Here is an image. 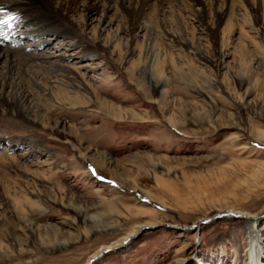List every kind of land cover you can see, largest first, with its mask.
I'll list each match as a JSON object with an SVG mask.
<instances>
[{
    "label": "rangeland",
    "instance_id": "374dc122",
    "mask_svg": "<svg viewBox=\"0 0 264 264\" xmlns=\"http://www.w3.org/2000/svg\"><path fill=\"white\" fill-rule=\"evenodd\" d=\"M200 1L79 0L72 19L86 16L84 40L105 47L82 58L71 56L78 37L16 25L12 49L78 67L129 114L56 103L46 113L59 78L38 60L21 70L0 58L4 93L21 97L30 117L0 112V264H86L142 226L202 218L213 221L144 232L93 264H251L249 224L219 215L227 210L261 216L264 256V0ZM72 125L88 160L52 129ZM98 151L114 178L91 163Z\"/></svg>",
    "mask_w": 264,
    "mask_h": 264
},
{
    "label": "bare ground",
    "instance_id": "6f19581e",
    "mask_svg": "<svg viewBox=\"0 0 264 264\" xmlns=\"http://www.w3.org/2000/svg\"><path fill=\"white\" fill-rule=\"evenodd\" d=\"M78 2L79 0H0V9L3 10L2 12H0L2 13V16H0V18H3L5 15H14L18 17V19L12 21L11 27H8L5 25V27H7L6 31L8 30H12L13 32L17 31L16 33H14L13 37L12 35L9 36L6 32L0 35V58L5 57V56L9 57L11 62H15V64H20L21 70L24 69L22 67L24 66L25 62H31V61L33 62V61L38 60L39 62H41L40 65L42 67V70L46 74H48V76H55L59 78V82H57L59 83L57 86L59 91L49 96L50 97L49 99L53 101V104H51L49 107H46L45 109L46 113H50L51 108H55L54 107L55 103L62 107L69 106L71 108H74L77 105L84 106V105L93 104V105H98V107L101 110L106 111L105 112L106 114L108 113L112 117L118 118L120 121V119H125L126 115H128L129 113L128 114L125 113L121 105L120 107H118L116 106V104L111 103L108 100V98L102 97L100 93L105 94V92L108 93L109 90L107 91L103 87L97 88L96 86H94L93 85L94 83L93 84L90 83L85 74L77 71L78 67H73L69 65L67 66L65 64H59L56 61L52 62L48 59L47 56L44 55L43 57V54L41 55L35 54L34 52L28 53L25 50V52L28 53L26 54L25 52L24 53L22 52V49L19 51L12 49L16 47V45H14L15 42L13 38L17 37L18 36L17 34L20 31V28H17V26L18 27L24 26L25 28L30 27V26L31 27L36 26L37 28L33 30L32 32L35 33V35L37 33L38 36L40 35V33L43 34L45 32L50 31L53 34L64 35V37L66 35L68 36L74 35L78 37L77 40L76 39L75 40H76V43L78 44L77 46H79L78 47L79 50H75L76 47H74L73 45H70V50L72 51L71 56H79L80 58H82L90 54L92 50H97V52L98 51L103 52L105 50L104 49L105 47L104 45H102L101 41L98 44L91 45L90 43H87L86 40H84V37L86 36V31L83 30V27L87 26L88 24L87 20L89 19L86 18V16L82 15V13H81V18H82L81 22L76 23L72 19V15L74 13H78L80 10V6ZM194 2H197L196 4H202L200 0H194ZM83 7H84L83 8L84 10L93 12L94 10H96L97 4H90L88 2H85ZM198 10L201 11V14L204 15L205 11L203 9H198ZM13 32H11L10 34H12ZM20 36L23 37L24 34L23 35L20 34ZM9 37L10 38L12 37L11 43L9 42L8 44L10 46H8V48H5L3 46L4 45L3 43L4 41L7 43ZM97 38L100 40V37H97ZM1 41L3 43H1ZM10 53L14 54L13 57ZM16 53L18 55H16ZM15 64L14 66H16ZM8 66H9V70L12 71L11 65H8ZM145 66L146 67L144 68V72L146 73L148 72L149 66L148 64H145ZM19 73H21L22 75V72H19ZM9 80L10 78L7 74L2 75L0 78V112L1 114L9 115L12 117L13 116L17 117L21 115L25 118L27 117L30 118L29 116L26 115V113L28 112L27 111L25 112L23 111V109H21V104H22L21 97H18L16 94L7 95L4 93V87L6 86L4 84L6 83V81L8 82ZM37 82L39 83V81ZM70 92H75V95L71 97L69 95ZM171 122L173 123V126H177V122L174 120V118L173 119L171 118ZM52 129L55 134L60 133L65 137L66 143L71 144L73 150L77 151V155L79 158H81L82 160L89 159L88 157V154L90 151L89 148L88 147L83 148L81 145L78 146L74 144V140L76 141L79 139L81 141L80 139L81 134L77 126L75 127L74 125L73 130L70 131V133H65L56 128L55 129L52 128ZM91 161H92L91 162L92 164L96 165L97 170H99L100 173L108 174L110 177L114 178L113 172L109 168L111 160L106 155V153H101L98 151L97 157L93 158ZM3 194H7V192H4ZM16 202L19 205L21 203V200L16 199ZM219 215L221 217H224L225 219L241 218V219H244L247 222V224H249L248 231L252 238L251 247L249 250L250 262L251 264H261L260 261L264 260V256L262 255L260 251L261 244L259 245L260 241L258 240V236L256 235L254 231L256 224L260 222L261 216L251 215L245 212L235 211V210L223 211V212H220ZM211 221H213L212 218H202V219L195 221L193 224H190V225L185 224L183 226L168 223V222L142 226L139 228L140 230H137L136 232H133L129 234L128 236L116 242L111 243L110 245L101 247L95 254H93V256L88 260L86 264H93L97 260L101 258H105V256L110 253H114L116 251H120L126 247H129V245H132V242L138 239L140 235H142L144 232H147L150 230H157L161 227H166V228L173 227L176 229L181 228V230L190 232L192 230L200 229L203 225L208 224Z\"/></svg>",
    "mask_w": 264,
    "mask_h": 264
},
{
    "label": "snow or ice",
    "instance_id": "6c2138e0",
    "mask_svg": "<svg viewBox=\"0 0 264 264\" xmlns=\"http://www.w3.org/2000/svg\"><path fill=\"white\" fill-rule=\"evenodd\" d=\"M3 10L0 9V12H2ZM18 19V17L14 16V15H5L3 18H0V26H8L11 27L12 26V21ZM93 174L95 175V170H93ZM101 179H103V177H101Z\"/></svg>",
    "mask_w": 264,
    "mask_h": 264
}]
</instances>
